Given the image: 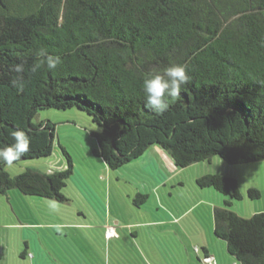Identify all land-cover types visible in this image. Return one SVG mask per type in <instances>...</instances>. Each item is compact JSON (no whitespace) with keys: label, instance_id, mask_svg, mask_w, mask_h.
<instances>
[{"label":"trees","instance_id":"1","mask_svg":"<svg viewBox=\"0 0 264 264\" xmlns=\"http://www.w3.org/2000/svg\"><path fill=\"white\" fill-rule=\"evenodd\" d=\"M41 48L62 65L33 71ZM17 64L23 73L12 70ZM172 64L186 65L190 81L156 115L145 107L143 77ZM71 108L97 127L93 154L108 170L151 147L176 168L215 156L230 165L264 161V0H0V149L15 143V131L30 138L18 160L0 159V196L16 190L67 201L73 166L63 148L62 171L11 175L5 167L49 157L54 126L32 120L39 110ZM196 184L226 198L213 209V225L228 254L237 264H264V213L229 210L242 199L237 181L206 174ZM246 196L260 193L251 188ZM145 199L137 193L132 203Z\"/></svg>","mask_w":264,"mask_h":264},{"label":"rangeland","instance_id":"2","mask_svg":"<svg viewBox=\"0 0 264 264\" xmlns=\"http://www.w3.org/2000/svg\"><path fill=\"white\" fill-rule=\"evenodd\" d=\"M46 121L55 129L51 155L8 164L5 169L11 175L27 168L45 173L65 170L63 148L73 166L63 188L67 201L25 196L16 190L0 196V264H115L118 249L124 258L133 257L137 264H144L140 247L144 235L136 238L141 250L135 255L129 254L130 245L124 237L114 246L113 239L109 244L101 241L97 228L104 224L105 229L111 226L118 230L115 221L123 226L146 223L148 226L142 230L150 242L144 245L151 260L156 262L162 257V235L149 222L157 224L161 219L177 218L184 210H189V215L179 224V235L184 237L183 255L186 262L190 256V263H196L193 244L198 237L206 236L209 226L213 225V208L223 207L226 199L213 188L198 187L196 180L206 174L237 181L243 199L234 201L229 210L244 218L264 213V161L230 165L215 156L210 162L176 168L162 150L154 147L141 159L112 171L93 154L97 145L90 132L97 127L85 113L77 108L44 109L32 120L34 123ZM251 188L259 191V199L247 198L246 192ZM137 193L147 195L138 207L132 203ZM102 217H106L104 223ZM164 228L176 229L174 225ZM215 241L219 246L224 245L219 239ZM23 252L26 255L21 257Z\"/></svg>","mask_w":264,"mask_h":264},{"label":"crops","instance_id":"3","mask_svg":"<svg viewBox=\"0 0 264 264\" xmlns=\"http://www.w3.org/2000/svg\"><path fill=\"white\" fill-rule=\"evenodd\" d=\"M153 148L154 147L149 148L138 159H141L149 150H151ZM6 196H8V195H6ZM214 208H216V207H214ZM193 210H191V211L193 212ZM172 214H173V212L171 213V215ZM187 215H189V210H184L181 214H179V216H177V218H169L167 221L166 220L164 221L161 219L159 222H156L157 224H152L153 222L152 223L149 222V226L150 227H156L157 230L159 229L161 232V235H162L161 236V239H162V251H161L162 257L159 258L156 262L151 260L152 259L151 254H150L149 250L146 248V245H144V244H146V242L147 243L150 242L147 240L148 235L146 236V234L143 231L144 230L143 227L148 226L146 223H145V225H143L141 223L140 224L137 223L135 226H123L120 224L119 221H115V226H119V227H118V230H116V232L118 233V238H114L112 241L113 246L116 243L119 244V242H121L122 238L124 237L126 242H128L130 245L129 254L135 255L136 252H139L141 250L138 246V241L136 240V238L144 235L145 240L144 239L142 240V244L140 246V247H142V252H141L142 255L141 256H142V260H143L144 264H191L190 263V260H191L190 256L188 257L187 262L184 258V255H183L184 237L179 235L180 229H181L179 227V224L184 219V217ZM105 219H106V217H102L103 223H104ZM167 222H170V224ZM167 225H174L176 229L171 231L170 229L164 228ZM100 226L101 227H99L97 229H99V231H100L101 241L105 242L103 239V236H102L103 232L105 231V226H104V224H101ZM87 228L88 227H86L85 229H87ZM119 230L122 231L120 234H119ZM128 232H129V234H128ZM212 233H213V236H212ZM212 237H214V239H212ZM215 238L216 237L214 235V225H210L208 228L206 236L203 239H200L198 237V240L195 242V244H193L194 245V248H193L194 252L197 255V258H196L197 262L193 263V264H205L204 263L205 258L211 259V261L214 264H237L236 260L231 255L228 254L225 242L223 241L224 245L219 246L215 243L216 242ZM151 246H153L152 241H151ZM125 248H127V244H125ZM121 252L122 251H120V249H118L117 252L115 251V254L118 256L117 260L115 261V264H137L136 260L133 257H129L128 259H126L121 255ZM24 255H26V254H24ZM152 255H154V254H152Z\"/></svg>","mask_w":264,"mask_h":264},{"label":"clouds","instance_id":"4","mask_svg":"<svg viewBox=\"0 0 264 264\" xmlns=\"http://www.w3.org/2000/svg\"><path fill=\"white\" fill-rule=\"evenodd\" d=\"M39 62L34 66L33 71L42 65H46L48 71H55L62 65V59L58 55H50L46 49L37 51ZM15 73L21 74L24 71L23 64H17L12 69ZM190 81L187 74V66L172 64L160 70H153L144 74L142 92L145 107L156 115H162L169 109V99H179V94ZM22 89V84H19ZM15 143L0 149V159L7 163L18 160L30 145V138L23 131H15L12 134Z\"/></svg>","mask_w":264,"mask_h":264},{"label":"built area","instance_id":"5","mask_svg":"<svg viewBox=\"0 0 264 264\" xmlns=\"http://www.w3.org/2000/svg\"><path fill=\"white\" fill-rule=\"evenodd\" d=\"M104 236H105V239H107V240L117 238V233H116L115 228L111 227V226L106 227ZM204 263L205 264H214L211 261V259H209V258L208 259L205 258Z\"/></svg>","mask_w":264,"mask_h":264}]
</instances>
